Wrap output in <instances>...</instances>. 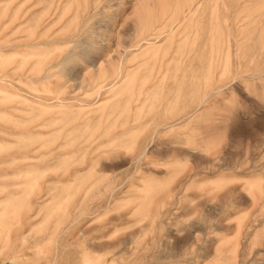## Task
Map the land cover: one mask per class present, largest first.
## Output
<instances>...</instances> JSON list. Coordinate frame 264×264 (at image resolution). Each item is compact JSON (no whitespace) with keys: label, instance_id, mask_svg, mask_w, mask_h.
<instances>
[{"label":"rangeland","instance_id":"374dc122","mask_svg":"<svg viewBox=\"0 0 264 264\" xmlns=\"http://www.w3.org/2000/svg\"><path fill=\"white\" fill-rule=\"evenodd\" d=\"M0 264H264V0H0Z\"/></svg>","mask_w":264,"mask_h":264},{"label":"bare ground","instance_id":"6f19581e","mask_svg":"<svg viewBox=\"0 0 264 264\" xmlns=\"http://www.w3.org/2000/svg\"><path fill=\"white\" fill-rule=\"evenodd\" d=\"M210 16H211V15H210ZM233 24H234V23H233ZM201 25H202V24H201ZM197 26H198V25H197ZM228 26H229V28H231V24H229ZM153 29L156 30V31H158V33H159V32H162V31L164 30V26H161V25L159 26V25H157V24H156V25L154 24V28H153ZM141 34H142V32H141ZM142 37H143V36H142ZM229 37H230V36H229ZM139 44H140V43H139ZM227 48H228V49L230 48V43H229V41H228V47H227ZM121 63H122V62H121ZM120 69H121V68H120ZM121 71H122V70H121ZM218 91H219V90H218Z\"/></svg>","mask_w":264,"mask_h":264}]
</instances>
